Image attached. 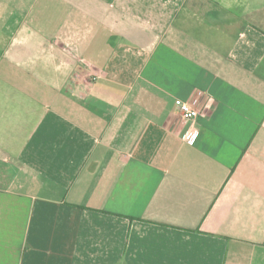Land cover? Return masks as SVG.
Here are the masks:
<instances>
[{
	"label": "crops",
	"instance_id": "1",
	"mask_svg": "<svg viewBox=\"0 0 264 264\" xmlns=\"http://www.w3.org/2000/svg\"><path fill=\"white\" fill-rule=\"evenodd\" d=\"M0 264H264V0H0Z\"/></svg>",
	"mask_w": 264,
	"mask_h": 264
},
{
	"label": "built area",
	"instance_id": "2",
	"mask_svg": "<svg viewBox=\"0 0 264 264\" xmlns=\"http://www.w3.org/2000/svg\"><path fill=\"white\" fill-rule=\"evenodd\" d=\"M177 101H180L183 104H187L189 106L190 112L195 113V115H189L183 108L180 107L179 104H177ZM175 104L184 120L190 122L192 125L199 126L200 128H208V126L202 121L201 117V108L203 105V101L200 94L192 99L189 103L182 102L181 100H176ZM190 129L192 128H188V130L183 133L182 136L185 137L186 133H189ZM189 139H191V136Z\"/></svg>",
	"mask_w": 264,
	"mask_h": 264
},
{
	"label": "clouds",
	"instance_id": "3",
	"mask_svg": "<svg viewBox=\"0 0 264 264\" xmlns=\"http://www.w3.org/2000/svg\"><path fill=\"white\" fill-rule=\"evenodd\" d=\"M57 70H59V69H57ZM213 102H214L213 98L209 97L205 107L211 109ZM177 104H179L180 107L183 108L189 115H195V113L190 112L189 106L187 104H183L180 101H177ZM189 135L191 136V139H188ZM198 135H199L198 130L195 128H192L189 130V133H186L185 139H188L189 144H191V143H194L195 138Z\"/></svg>",
	"mask_w": 264,
	"mask_h": 264
}]
</instances>
